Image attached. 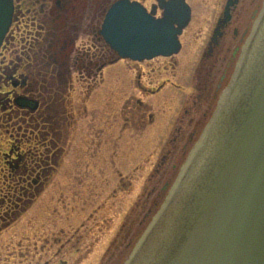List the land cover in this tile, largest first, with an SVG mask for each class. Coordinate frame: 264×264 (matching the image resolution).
I'll return each mask as SVG.
<instances>
[{
    "label": "rangeland",
    "instance_id": "1",
    "mask_svg": "<svg viewBox=\"0 0 264 264\" xmlns=\"http://www.w3.org/2000/svg\"><path fill=\"white\" fill-rule=\"evenodd\" d=\"M187 1L193 17L171 58L136 62L112 52L103 71L88 76L71 54L66 78L74 88L59 97L50 86L42 93L56 126L47 136L49 153L12 109H0V264L127 261L211 118L213 88L238 46H223L228 59L216 64L214 86L200 97L214 60L203 59L206 39L226 0ZM39 152L50 158L34 174L37 183L8 181L9 162L35 166Z\"/></svg>",
    "mask_w": 264,
    "mask_h": 264
},
{
    "label": "water",
    "instance_id": "2",
    "mask_svg": "<svg viewBox=\"0 0 264 264\" xmlns=\"http://www.w3.org/2000/svg\"><path fill=\"white\" fill-rule=\"evenodd\" d=\"M158 1L161 17L139 1L110 7L100 33L118 59L181 51L192 8ZM13 13L14 0H0V48ZM16 102L35 108L24 96ZM125 264H264V6L211 120Z\"/></svg>",
    "mask_w": 264,
    "mask_h": 264
},
{
    "label": "flooded vegetation",
    "instance_id": "3",
    "mask_svg": "<svg viewBox=\"0 0 264 264\" xmlns=\"http://www.w3.org/2000/svg\"><path fill=\"white\" fill-rule=\"evenodd\" d=\"M115 1L117 0H14L12 24L0 48V89L10 88L6 92L0 91L8 97L7 103L3 106L0 105V109H10L9 114L12 109L15 116L23 119L27 126L26 131L35 134L34 139H37L40 146L46 148V154L50 151L47 136L55 132L56 126L52 125L53 122L43 111L45 108L50 110L52 106L48 101L42 102V93H45L50 86L51 90L59 97L74 88L72 79L66 78L67 74H70L69 57L73 52L76 54V66L81 73L85 72L88 76H92L95 70L103 71L113 51L101 35L100 30L108 9ZM138 1L145 4L143 0ZM231 1L234 3L229 8V18L226 21L227 6ZM256 1L226 0L206 39L208 47L203 52V59L213 58L214 60L204 79L207 81L206 85L198 88L205 92L211 90L208 87L211 81V85L214 86L216 64L221 59L222 61L228 59L227 55H223V46L231 43L238 44L228 61L225 72L222 73L213 88L216 102L232 77L240 55V46L248 41L263 6L264 0H259L260 3L255 7ZM156 6H158V0L150 8L147 7L151 9ZM251 9L252 13L250 14ZM219 26L221 35H218L216 40L215 35ZM81 34L86 37L81 42L82 46H77L79 43L77 40L81 39ZM83 49L85 50L84 55L80 54L81 51H84ZM86 55L88 59L85 58ZM232 65V70L229 72ZM47 78H51V83H48ZM204 93L199 96L202 97ZM20 96L33 101L35 108L21 107L16 102ZM149 116L152 117V114ZM10 117L11 115L8 118ZM144 117H146L145 114L140 118ZM24 135L28 136V134ZM32 136H29L27 140L31 141ZM53 142L52 138L51 143ZM10 153H13L11 148L7 154ZM46 154L37 153L36 155L41 160L31 167L30 165L14 166L8 161V181L12 179L17 183L27 182L28 186H31L32 182L37 183L33 176L42 166L41 164H45L46 160H49L50 157L45 156ZM42 155L44 157H41ZM43 169L41 170L44 173L45 169ZM40 177L39 173L38 178ZM42 184L44 183L42 182Z\"/></svg>",
    "mask_w": 264,
    "mask_h": 264
},
{
    "label": "trees",
    "instance_id": "4",
    "mask_svg": "<svg viewBox=\"0 0 264 264\" xmlns=\"http://www.w3.org/2000/svg\"><path fill=\"white\" fill-rule=\"evenodd\" d=\"M205 92V90H202V93H204ZM6 97V98H3V97ZM11 98H12V96H11ZM7 100H8V97H7V95L4 93V94H2V93H0V105H4V104H6L7 103ZM11 104H12V102H11ZM18 150V149H17ZM16 155H18V157L20 156H24V155H21L20 153H16Z\"/></svg>",
    "mask_w": 264,
    "mask_h": 264
},
{
    "label": "bare ground",
    "instance_id": "5",
    "mask_svg": "<svg viewBox=\"0 0 264 264\" xmlns=\"http://www.w3.org/2000/svg\"><path fill=\"white\" fill-rule=\"evenodd\" d=\"M24 220H26V219H24ZM21 227H23V228H25V226H21ZM5 238V237H4ZM3 238V239H4ZM3 253H6V254H9V252H3ZM0 258H3V257H0ZM1 260V259H0Z\"/></svg>",
    "mask_w": 264,
    "mask_h": 264
}]
</instances>
